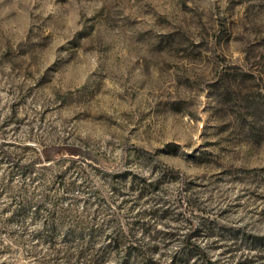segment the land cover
Listing matches in <instances>:
<instances>
[{
    "label": "rangeland",
    "instance_id": "rangeland-1",
    "mask_svg": "<svg viewBox=\"0 0 264 264\" xmlns=\"http://www.w3.org/2000/svg\"><path fill=\"white\" fill-rule=\"evenodd\" d=\"M117 237L264 264V0H0V264Z\"/></svg>",
    "mask_w": 264,
    "mask_h": 264
},
{
    "label": "trees",
    "instance_id": "trees-1",
    "mask_svg": "<svg viewBox=\"0 0 264 264\" xmlns=\"http://www.w3.org/2000/svg\"><path fill=\"white\" fill-rule=\"evenodd\" d=\"M57 152H62V151H67L69 154L71 155H80L81 150L77 149V148H72V147H68V148H62V147H58L55 149ZM137 150L148 157H154L153 154H151L149 151L143 149V148H137ZM155 159V158H154ZM157 160V159H155ZM36 162H31L29 164L23 165V168H30L33 165H35ZM44 237L48 238H44L45 241L48 242H52L54 243V241L50 235H45ZM49 237H51V239L49 240ZM123 243V238L122 237H117L115 238V246L114 249L116 250L119 256V264L121 262V264H128L130 259L132 257H136L139 258L141 257L140 253H137L135 255H133L132 252H127L126 254L122 255V248L121 245ZM111 243L106 245V248L111 247ZM123 251V250H122ZM99 250L95 249V241L93 238H84L83 241L81 243L78 244L77 248L75 249L74 253H69L66 255V264L68 262H70L72 259H74L75 263L74 264H99V259H100V255H99ZM74 254V257H73ZM54 264H59L58 262L54 263Z\"/></svg>",
    "mask_w": 264,
    "mask_h": 264
}]
</instances>
